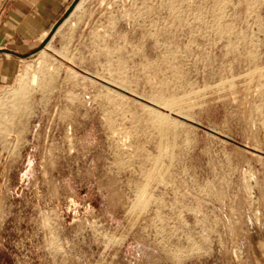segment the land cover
I'll return each instance as SVG.
<instances>
[{
    "label": "rangeland",
    "instance_id": "rangeland-1",
    "mask_svg": "<svg viewBox=\"0 0 264 264\" xmlns=\"http://www.w3.org/2000/svg\"><path fill=\"white\" fill-rule=\"evenodd\" d=\"M45 39L0 85V264H264V0H79Z\"/></svg>",
    "mask_w": 264,
    "mask_h": 264
},
{
    "label": "crops",
    "instance_id": "crops-1",
    "mask_svg": "<svg viewBox=\"0 0 264 264\" xmlns=\"http://www.w3.org/2000/svg\"><path fill=\"white\" fill-rule=\"evenodd\" d=\"M75 0H0V85L15 79L23 52L42 42Z\"/></svg>",
    "mask_w": 264,
    "mask_h": 264
},
{
    "label": "water",
    "instance_id": "water-1",
    "mask_svg": "<svg viewBox=\"0 0 264 264\" xmlns=\"http://www.w3.org/2000/svg\"><path fill=\"white\" fill-rule=\"evenodd\" d=\"M78 2H79V0H75V2L72 4V6H75ZM48 41H49V38H47L43 41V45H42L41 49L46 47V45L49 43Z\"/></svg>",
    "mask_w": 264,
    "mask_h": 264
},
{
    "label": "bare ground",
    "instance_id": "bare-ground-1",
    "mask_svg": "<svg viewBox=\"0 0 264 264\" xmlns=\"http://www.w3.org/2000/svg\"><path fill=\"white\" fill-rule=\"evenodd\" d=\"M79 4H80V3H79ZM79 4H78V5H79ZM20 91H21V90H20Z\"/></svg>",
    "mask_w": 264,
    "mask_h": 264
}]
</instances>
